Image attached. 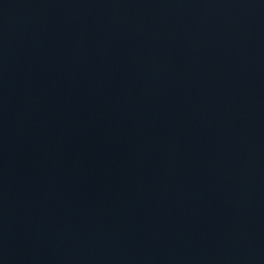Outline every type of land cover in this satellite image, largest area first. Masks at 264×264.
I'll use <instances>...</instances> for the list:
<instances>
[{
	"label": "water",
	"instance_id": "1",
	"mask_svg": "<svg viewBox=\"0 0 264 264\" xmlns=\"http://www.w3.org/2000/svg\"><path fill=\"white\" fill-rule=\"evenodd\" d=\"M0 264H264V0H0Z\"/></svg>",
	"mask_w": 264,
	"mask_h": 264
}]
</instances>
